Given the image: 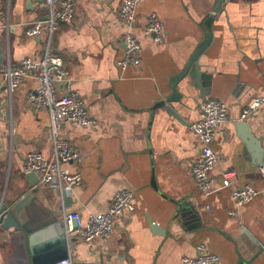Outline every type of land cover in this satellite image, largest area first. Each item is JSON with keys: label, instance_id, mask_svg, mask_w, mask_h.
<instances>
[{"label": "crops", "instance_id": "crops-1", "mask_svg": "<svg viewBox=\"0 0 264 264\" xmlns=\"http://www.w3.org/2000/svg\"><path fill=\"white\" fill-rule=\"evenodd\" d=\"M30 1L0 0L7 25L0 30V85L3 70L50 52L69 73L60 92L79 94L99 125H62L63 136L83 156L64 168L80 171L81 186L65 194L52 186L31 188L26 155H54L50 115L27 102L38 87L34 77L13 94L4 87L0 198L13 202L28 192L35 197L26 210L25 221L33 223L29 231L0 228V264H50L66 255L82 263L182 264L202 244L220 258L218 264H264V106L240 121L244 106L264 96V0H226L219 12L220 0H145L135 25L141 65L126 70L117 64L127 32L119 19L122 0H76V22L52 38L26 36L30 24L46 19ZM152 13L163 22L162 44L142 35ZM202 46L198 66L175 83ZM174 91L180 100L167 103ZM207 98L225 102L229 118L212 144L219 157L215 187L203 194L192 174L201 148L190 126ZM242 126L258 142L257 150ZM227 172L234 174L230 186L223 184ZM247 184L258 195L237 208L233 192ZM120 190L134 193L135 210L123 213L110 239L72 238L66 246L46 237V229H59L66 213L84 221L104 213ZM40 232L46 241H33Z\"/></svg>", "mask_w": 264, "mask_h": 264}, {"label": "built area", "instance_id": "built-area-1", "mask_svg": "<svg viewBox=\"0 0 264 264\" xmlns=\"http://www.w3.org/2000/svg\"><path fill=\"white\" fill-rule=\"evenodd\" d=\"M36 7L46 13V19L36 20L26 29V36L34 38L47 33L51 38L62 26H71L76 22V0H33ZM145 0H122L119 19L126 26L127 32L122 38L123 57L118 61L122 70L139 68L142 61V44L135 33V25L139 6ZM4 13L0 10V30L6 28ZM146 37L153 38L156 44L164 42V26L161 18L152 13L148 17L143 30ZM37 80V89L30 93L27 102L34 110H46L50 115V130L52 134L54 155L46 158L41 153L33 151L26 155L24 170L34 173L41 186H52L63 193L81 186L83 176L80 171L71 172L64 166L79 164L82 154L62 134L63 124H73L81 127L96 128L98 120L91 116L82 98L77 93H61L60 86L67 83L69 73L63 60L47 52L43 57H28L14 68L3 70V85L0 94L7 89L10 94L16 92L27 78ZM264 106V96H254L244 106L240 121H246ZM200 119L191 124L190 131L200 144V159L192 167L196 187L203 194H210L215 187L216 179L212 172L219 162V157L212 144L220 130L229 118L228 105L220 100L207 98L198 106ZM234 174L223 175V184L232 185ZM258 191L250 184L233 192V200L237 208L250 203ZM134 212L135 195L129 190H120L113 196L108 209L104 213L91 214L87 221L78 213H66L59 221L60 226L70 238H79L86 243L96 240L110 239L125 211ZM236 216L237 212H231ZM182 264H218L220 258L208 251L204 244L197 247L195 256H184ZM55 264H98L77 262L73 258L56 262Z\"/></svg>", "mask_w": 264, "mask_h": 264}, {"label": "water", "instance_id": "water-1", "mask_svg": "<svg viewBox=\"0 0 264 264\" xmlns=\"http://www.w3.org/2000/svg\"><path fill=\"white\" fill-rule=\"evenodd\" d=\"M226 0H220L216 12H219L223 3ZM34 1H30L28 3V6L32 4ZM36 5V4H35ZM204 47H200L196 54L194 55L192 61L188 64L186 69L180 74L177 79L174 80L175 83H178L179 80L183 79L188 75V72L192 65H197V61L199 56L202 54ZM3 69V66L0 64V71ZM198 69V68H197ZM180 97L178 92L174 91V94L171 96L170 99H168L167 103H172L174 101H179ZM163 105H166V102L163 103ZM244 128V131H246V136L248 139V144L250 147L254 148V150H257V145L258 142L253 138L251 134H248V129L245 126H242ZM261 150V149H260ZM27 177L29 178V186L33 188L38 184V179L34 173H27ZM34 192H28L24 196H19L16 201L13 202H5L2 198H0V228L4 230H9L10 228H15L18 231H29L31 227H33V223L26 222L25 219L26 217V210L27 207L30 206L34 196ZM65 194V193H64ZM30 225V227H29ZM59 225V229H55L56 231L53 230V228H48L46 229L47 235L46 237H52L54 239V242L62 245H66L67 243L71 242L73 240L72 238H68L65 234L66 232L62 229V227ZM29 227V228H28ZM43 237V238H42ZM32 240L35 242H38L41 240V242H45L46 238L42 235V233H37L32 236ZM69 256L66 255L62 258H60L57 261H53L50 264H55L56 262H59L61 260L67 259Z\"/></svg>", "mask_w": 264, "mask_h": 264}]
</instances>
